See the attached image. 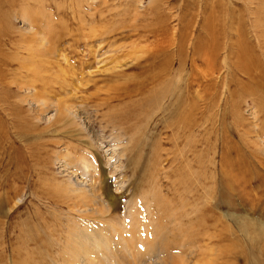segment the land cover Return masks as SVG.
<instances>
[{
	"label": "rangeland",
	"instance_id": "obj_1",
	"mask_svg": "<svg viewBox=\"0 0 264 264\" xmlns=\"http://www.w3.org/2000/svg\"><path fill=\"white\" fill-rule=\"evenodd\" d=\"M18 1L0 0V264H264V0Z\"/></svg>",
	"mask_w": 264,
	"mask_h": 264
},
{
	"label": "bare ground",
	"instance_id": "obj_2",
	"mask_svg": "<svg viewBox=\"0 0 264 264\" xmlns=\"http://www.w3.org/2000/svg\"><path fill=\"white\" fill-rule=\"evenodd\" d=\"M11 1H14V0H11ZM21 0H19L18 1V3L20 2ZM41 1H43L44 2V0H41ZM9 3H11L10 1H8ZM8 3V4H9ZM0 5H2V3H0ZM11 7V6H10ZM14 7V6H13ZM23 10V9H22ZM21 10V11H22ZM14 11V10H13ZM4 14V13H3ZM29 15V14H28ZM20 17H21V20L23 19V21H25V23L27 24L26 25V29L24 30V31H27V29H28V31H30V32H28V33H31L32 35H34V34H38L39 35V33L37 32V31H34V24H37V21H36V19H32V17L31 18H29V17H24L22 14H20L19 15ZM30 16V15H29ZM43 16V15H42ZM1 17V16H0ZM19 17V18H20ZM6 18V17H5ZM22 24V23H21ZM48 26H49V23H48ZM36 28H38V27H36ZM231 28H233V27H231ZM235 28V27H234ZM236 29V28H235ZM216 31H218V30H216ZM221 31V30H220ZM52 32V31H51ZM222 35V33L221 32H219L218 31V36L219 35ZM48 35H49V33H48ZM47 35V36H48ZM51 35V34H50ZM217 35H216V37H217ZM53 36V35H52ZM224 36V35H223ZM40 38H38V40L39 39H41V40H43L44 39V37L42 36V34L39 36ZM43 37V38H42ZM56 37H59V36H56ZM216 37H215V35H214V38H213V41L215 42V40H216ZM49 38V37H48ZM223 38V37H222ZM241 39V38H240ZM25 40V39H24ZM59 40H61V39H59ZM218 40H219V37H218ZM26 41V40H25ZM29 41V40H28ZM55 41L57 42V40H55V38H54V41H52L51 39H50V41L48 42V49H47V51L48 52H50V50H51V54H53V53H55V52H57V49H56V47H53V49H52V45L55 43ZM232 41V40H231ZM31 42V41H30ZM39 42H41V41H39ZM229 42H230V40H229ZM234 42V41H233ZM232 42V43H233ZM29 43V42H28ZM32 43V42H31ZM51 45H50V44ZM217 43V42H216ZM218 43H219V41H218ZM181 44V46H180V50L179 51H182V42L180 43ZM243 44V42H241V46L240 45H238V47H240V48H238V50L239 51H241V48H243V53H245L246 54V52L245 51H247V48H246V45H242ZM229 45V44H228ZM233 46V45H232ZM45 47V46H44ZM217 47V46H216ZM235 48V47H234ZM31 49V48H30ZM36 49V48H35ZM217 51H218V49H217ZM234 51V50H233ZM28 53H31V51L29 50V52ZM242 53V52H241ZM50 54V55H51ZM56 54V53H55ZM246 58H247V56H246ZM215 59H216V57H215ZM29 63H31V62H29ZM26 65H27V63H26ZM32 65V64H31ZM34 66V65H33ZM45 67V66H44ZM244 68H245V65H244ZM28 70V69H27ZM29 71H32V73H33V67H32V70H30L29 69ZM67 72V71H66ZM37 73V72H36ZM38 74V73H37ZM70 74V73H69ZM33 76L34 75H36V74H32ZM38 77H40V76H38ZM34 80V79H33ZM32 80V81H33ZM17 84L19 85V83L17 82ZM23 85H24V83H23ZM24 90L25 91H27L26 93H29V92H32L31 94H29L28 96H30L29 98H32V101H31V103H33V104H35V106H39L40 107V109H47V106H45L46 104H49V97H47L48 96V94H46V93H44V94H46L47 96H42V97H40V96H38L37 95V91H36V89H35V87H34V85L33 84H28L27 86H25L24 87ZM26 98V97H25ZM28 98V97H27ZM29 100V99H28ZM27 100V101H28ZM31 100V99H30ZM51 100V99H50ZM52 101V100H51ZM64 105V107L62 108V109H64V110H66V112H68V110H74V113H76V114H78L79 113V111H78V109L80 108V107H74V105L72 104V103H65V104H63ZM34 106V107H35ZM45 106V107H44ZM57 106H58V104H57ZM97 106V105H96ZM52 108V107H51ZM59 107H57V109H58ZM58 111H61L60 110V108H59V110ZM81 111H82V109H81ZM84 111V110H83ZM78 112V113H77ZM37 113H38V111H37ZM36 113V114H37ZM84 113V112H83ZM86 113V112H85ZM39 114V113H38ZM79 115V114H78ZM81 116V115H80ZM40 118V117H39ZM74 118V117H73ZM36 120H38V119H36ZM87 122V121H86ZM70 123V122H69ZM85 124V123H84ZM2 127V126H1ZM0 127V128H1ZM2 129V128H1ZM76 129V128H75ZM64 157V156H63ZM66 158V157H65ZM60 160V159H59ZM65 160V159H64ZM67 160H68V158H67ZM87 159H84V165H86V167L87 166H89V163H88V161H86ZM71 161V160H70ZM64 162V161H63ZM90 162V161H89ZM71 163H69V165H70ZM83 166V165H82ZM69 167V166H68ZM69 171V170H68ZM68 173V172H67ZM70 173V172H69ZM72 173V172H71ZM82 173V172H81ZM83 174V173H82ZM84 175V174H83ZM90 175V174H89ZM85 176V175H84ZM93 176V175H92ZM87 178V177H86ZM92 178H94V177H92ZM88 179V178H87ZM86 179V180H87ZM86 180H85V182H86ZM88 180H90L91 181V179H88ZM96 180V179H95ZM102 180V179H101ZM88 182V181H87ZM97 181H95V183H96ZM89 183V182H88ZM97 184V183H96ZM94 188H93V192L94 191H98V189H100V186H96V185H92ZM99 192V191H98ZM91 193V192H90ZM94 195V194H93ZM95 196V195H94ZM79 199V198H78ZM101 199V198H100ZM94 201V200H93ZM90 202V201H89ZM102 202H100V204H99V208H100V206H101V211L102 212H108L107 211V204H105V205H103V204H101ZM88 204V203H87ZM98 204V203H97ZM94 206V205H93ZM96 207V206H95ZM82 211V210H81ZM100 211V210H99ZM155 228V227H154ZM83 230V229H82ZM113 230V229H112ZM163 230V229H162ZM109 231V230H108ZM111 232V231H110ZM132 233V232H131ZM82 235H84V232L83 233H81ZM109 234V233H108ZM164 234V233H163ZM86 235H87V233H86ZM98 236V235H97ZM107 236V235H106ZM83 237V236H82ZM81 237V238H82ZM78 238V237H77ZM84 238H87V237H84ZM99 239V238H98ZM105 240V239H104ZM157 240V239H156ZM77 241V240H76ZM92 242H93V240H91ZM108 241V240H107ZM109 241H110V239H109ZM108 241V242H109ZM88 242L89 241H87L86 243L88 244ZM91 242V243H92ZM108 242H107V244H108ZM84 244H85V242H83ZM83 243H81V244H83ZM139 243V242H138ZM141 243V242H140ZM145 243V242H144ZM80 244V245H81ZM93 244V243H92ZM105 245H106V243H104ZM125 244V243H124ZM145 244H147V243H145ZM150 244V243H149ZM101 245V244H100ZM100 245H99V247H97V248H100ZM108 245H110V244H108ZM128 245V244H127ZM135 245V244H134ZM138 246H140L139 244H137ZM148 245V244H147ZM151 245V244H150ZM77 246V245H76ZM86 246V245H85ZM102 246H104V245H102ZM131 246V245H130ZM146 246V245H145ZM94 247H95V245H94ZM136 247V246H135ZM103 248V247H102ZM105 248V247H104ZM127 248V247H126ZM137 248V247H136ZM140 248V247H139ZM91 249V248H90ZM109 249V248H108ZM114 249V248H113ZM148 249V248H147ZM93 250H96V249H93ZM112 249L110 248V251H111ZM146 250V249H145ZM87 250H86V248H84L83 246H80V248L78 249V250H76V251H73L72 252V255L74 256L73 258H74V261H75V257H76V255H77V253H78V255L79 256H81L82 257V259L84 258V257H86V256H88V253L89 252H86ZM89 251V250H88ZM96 251H98V250H96ZM95 251V252H96ZM102 251L103 252H105L106 251V249H102ZM140 251V250H139ZM138 251V252H139ZM143 251V250H142ZM124 252V251H123ZM97 253V252H96ZM99 253V252H98ZM113 253V252H112ZM147 253H148V251H147ZM93 254V253H92ZM117 254V253H116ZM133 254H135V253H133ZM149 254V253H148ZM77 255V256H78ZM94 255V254H93ZM101 255V254H100ZM103 255V254H102ZM136 255H137V253H136ZM138 255H141L140 253L138 254ZM150 255V254H149ZM104 256V255H103ZM113 256V255H112ZM118 256V255H117ZM80 257V258H81ZM91 257V256H90ZM101 257V256H100ZM116 257V256H115ZM79 259V258H78ZM82 259H81V261H82ZM85 259V258H84ZM100 259V258H99ZM101 259H102V257H101ZM166 259V258H165ZM93 260V259H92ZM100 261V260H99ZM110 261V260H109ZM108 261V262H109ZM67 262V261H66ZM72 262V261H71ZM77 262V261H76ZM78 262H79V260H78ZM77 262V263H78ZM112 262H114V261H112ZM72 263H74V262H72ZM77 263H75V264H77ZM125 263V262H124ZM101 264H103V262L101 263Z\"/></svg>",
	"mask_w": 264,
	"mask_h": 264
}]
</instances>
